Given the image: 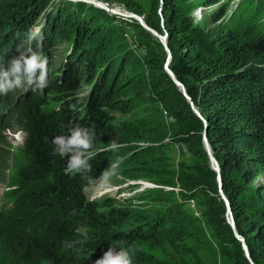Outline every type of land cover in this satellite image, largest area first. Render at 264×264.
Instances as JSON below:
<instances>
[{"label": "trees", "instance_id": "trees-1", "mask_svg": "<svg viewBox=\"0 0 264 264\" xmlns=\"http://www.w3.org/2000/svg\"><path fill=\"white\" fill-rule=\"evenodd\" d=\"M12 1L15 31L30 28L43 15L47 17L50 4L54 5L52 0ZM98 1L110 7L123 6L160 34L168 32L170 67L208 121V140L221 168L223 192L231 203L236 229L245 238L252 260L264 264V36L251 38L228 30L210 38L194 23L199 0H148L145 6L135 0ZM221 1L204 0L201 4L213 6ZM54 2L52 23L46 34L38 36L34 50L39 45L45 47L51 33L56 41L72 44L64 58L68 60L62 72L65 81L47 77L45 89L59 93V105L47 107L39 91L22 113L33 175L42 186L29 188L12 209L0 214V227L17 243L21 262L95 264L111 244L124 241L134 250L133 264H172L146 253L139 247L142 244L168 245L179 254L190 253L192 261L181 264H250L227 221L217 173L203 146L204 123L171 81L163 45L137 20H123L138 28L144 38L141 47L146 53L137 58L117 45L119 32L114 22L120 17L87 3ZM227 13L223 6L212 22L222 21ZM1 47L5 45L0 42ZM92 81L90 92L79 96ZM151 102L158 104L170 123L153 115L141 128L138 122L116 117L117 113L133 115ZM4 109L3 105L0 120ZM76 124L95 132L97 155L89 161L91 172L84 175L65 174L67 156L53 154V139L67 136L68 128ZM110 141L118 142V151L104 150ZM171 145H185L197 158L194 172L201 188L182 195V200L168 198L175 194V180L160 181L156 176L153 157ZM125 155L120 164L131 165L133 170L123 176L173 188L146 191L154 202H165L166 206L149 211L133 200L87 196L90 183L110 162ZM179 184L189 186L182 180ZM191 200H197L202 209L212 242L192 227L196 219L187 220L185 208ZM190 239L205 249L204 257L188 244ZM65 241L72 246H66Z\"/></svg>", "mask_w": 264, "mask_h": 264}, {"label": "rangeland", "instance_id": "rangeland-1", "mask_svg": "<svg viewBox=\"0 0 264 264\" xmlns=\"http://www.w3.org/2000/svg\"><path fill=\"white\" fill-rule=\"evenodd\" d=\"M53 4L55 5L54 0ZM67 1V0H64ZM142 5H148V0H135ZM198 1V0H197ZM204 0H199L203 2ZM198 2V4H199ZM83 3V2H82ZM199 4L194 12V23L203 27L210 38L217 37L220 32L233 30L237 34H242L251 38L264 36V0H222L219 4L213 6H203ZM13 1L6 0L5 3H0V42L5 45V49H0V68H7L13 57L18 56L22 51L31 48L33 51L46 56L48 58V74L49 80L62 79V72L65 73L68 60H65V55L72 50V44L64 41H56L54 35H49V41L42 47L35 48L34 43L38 36L46 34V28L49 29V24L52 23V15L55 13L54 5L50 4L51 11H47L48 16L43 15L36 23H33L30 28H22L16 30L12 28V17L14 15ZM114 8H120L126 11L123 6L114 4ZM113 5V6H114ZM110 6V5H109ZM112 6V7H113ZM223 6L228 9L226 17L218 22H212V17ZM118 17V16H117ZM114 24L118 27L116 36L119 49L124 52H132L137 58L144 55L145 49L141 47L144 38L141 31L132 24H126L123 20H130L127 17H120ZM32 30L35 37L29 42L28 33ZM5 41V43H3ZM2 48V47H1ZM39 49V50H38ZM43 49V53H40ZM168 55V53H167ZM139 70H141L139 68ZM93 86V81L89 86H86L79 96L87 95ZM42 92L45 98V105L49 108L58 106L57 91H50L44 88H35V86H27L16 88L9 91L7 94L0 93V110L4 105L3 117L0 120V214L12 209L19 196L25 193L29 188H39L42 185L33 175V159L27 148V133L25 130V120L22 115L24 106L28 105L36 92ZM162 113V115H161ZM153 115H159V119L166 123L171 121L165 116L164 112L160 111L158 104L151 102L144 106H140L133 115L116 114L119 120H128L138 122L142 126L144 120L152 119ZM161 116V117H160ZM154 126V124H150ZM8 127V128H7ZM6 128L5 130H3ZM146 143H140L144 146ZM125 155L121 160H125ZM157 163V178L160 181L173 179L178 183L176 185L175 194L168 195V198L182 200V195L195 193L200 187V181L197 179L194 168L197 162L191 152L185 145H171L156 153L153 157ZM133 170V166L120 164L116 169L117 175L113 176L110 183L101 185L97 179L92 181L86 188V194L90 198L107 196L116 198L121 201L130 200L142 203L144 209L155 211L167 205L165 202H154L150 196V187H145L146 184H153L159 188H164V191L172 190L173 188L158 185L155 182L138 178L129 179L123 176L122 173H128ZM186 182L189 186L181 187L179 181ZM187 220L196 219L192 226L204 235L206 239L212 242L214 239L212 233L207 226L206 219L203 216L202 209L199 207L197 200H191L186 206ZM1 226V223H0ZM193 231V230H192ZM188 244L196 247L199 254L204 257V248L200 247L196 239H190ZM16 242L7 236L0 227V264H25L20 260V254L15 247ZM143 251L152 254L156 259L165 263L181 264L183 260L192 261L190 253L183 252L179 254L175 249L168 245L163 247H150L149 245H139ZM28 264V263H27ZM39 264H48L44 261Z\"/></svg>", "mask_w": 264, "mask_h": 264}, {"label": "clouds", "instance_id": "clouds-1", "mask_svg": "<svg viewBox=\"0 0 264 264\" xmlns=\"http://www.w3.org/2000/svg\"><path fill=\"white\" fill-rule=\"evenodd\" d=\"M29 42L35 37V33L29 30ZM48 58L31 48L22 51L18 56L13 57L7 68H0V93L7 94L16 88L35 86L44 88L47 86ZM68 135H58L53 139L54 155L60 157L67 156L65 174L80 173L82 175L91 172L89 161L97 155L94 148L95 132L92 129L81 127L76 124L68 128ZM120 148L117 141H110L107 148L116 152ZM122 160L110 162L97 178L101 185L110 183L113 176L117 175L116 169ZM91 181L90 177L85 175ZM66 246L72 244L65 241ZM134 250L131 246H126L124 241H116L102 257L95 261V264H133Z\"/></svg>", "mask_w": 264, "mask_h": 264}, {"label": "water", "instance_id": "water-1", "mask_svg": "<svg viewBox=\"0 0 264 264\" xmlns=\"http://www.w3.org/2000/svg\"><path fill=\"white\" fill-rule=\"evenodd\" d=\"M67 1H72V2H83V3H87V4H91L93 6H95L96 8L99 9H103L105 11H107L110 14L113 15H119V16H123V17H127L130 19H135L138 21L139 25L145 29L146 31H148L149 33H151L154 37H156L159 42L163 45V47L165 48V50L168 53L167 56V60H166V64H165V69L168 73V75L171 78V81L174 83V85L176 87H178V89L181 91V93L183 94V96L186 98V100L188 101V103L190 104L192 110L194 111V113L203 121L204 123V130L202 133V140H203V146L204 149L206 151V154L208 156L209 162L211 164V168L217 173V179H218V187H219V193L221 194L222 199L225 202L226 205V209H227V221L229 223V225L231 226L234 236L236 239H238L241 244H242V248L245 252V256L248 260V262L250 264H256L251 256H250V251L249 248L246 244L245 238L239 234V232L236 229V223H235V219L233 216V212L231 209V203L229 201V199L226 197V195L223 192V182H222V176H221V168L219 165V162L217 161L216 157L214 156L211 144L208 140V129H209V124L208 121L202 116V114L200 113L199 109L195 106L191 96L188 94L187 89L185 87V85L176 77L175 73L173 72V70L170 67L171 61H172V53L171 50L168 46V37L169 34L167 31L164 32V34H160L158 31H156L155 29H153L152 27H150L144 20L143 17L134 14V13H130L128 12L127 15H120L117 10L115 8H112L109 6V4L105 3V2H101L98 0H67ZM161 2L163 3V0H161ZM162 10V9H161ZM145 187H150V188H159L158 186H155L153 184H144Z\"/></svg>", "mask_w": 264, "mask_h": 264}, {"label": "bare ground", "instance_id": "bare-ground-1", "mask_svg": "<svg viewBox=\"0 0 264 264\" xmlns=\"http://www.w3.org/2000/svg\"><path fill=\"white\" fill-rule=\"evenodd\" d=\"M75 3V2H74ZM116 10H117V12L120 14V15H127L128 14V12L127 11H125V10H123V9H120V8H115ZM116 16H118V17H123V16H119V15H116ZM0 49H3V48H0ZM5 49V48H4ZM3 49V50H4ZM2 53H0V55H1Z\"/></svg>", "mask_w": 264, "mask_h": 264}]
</instances>
